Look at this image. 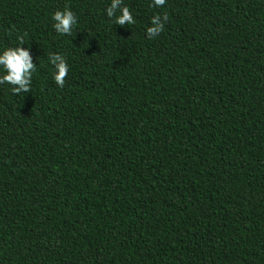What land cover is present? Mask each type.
I'll list each match as a JSON object with an SVG mask.
<instances>
[{
  "label": "trees",
  "instance_id": "1",
  "mask_svg": "<svg viewBox=\"0 0 264 264\" xmlns=\"http://www.w3.org/2000/svg\"><path fill=\"white\" fill-rule=\"evenodd\" d=\"M109 3L0 0L36 64L0 84V264H264V0Z\"/></svg>",
  "mask_w": 264,
  "mask_h": 264
},
{
  "label": "clouds",
  "instance_id": "2",
  "mask_svg": "<svg viewBox=\"0 0 264 264\" xmlns=\"http://www.w3.org/2000/svg\"><path fill=\"white\" fill-rule=\"evenodd\" d=\"M165 4V0H150V8H160ZM106 15L111 18L116 25H131L135 22L133 13L127 6L123 5V0H110L106 7ZM52 28L61 35H68L72 32L77 23L75 14L67 7L63 10H56L52 13ZM167 16L153 15L151 26L146 28L149 38L159 35L164 28ZM26 35V34H25ZM18 44L15 47H4L0 49V84L10 86L13 94H26L31 90L32 76L36 70L33 57L29 48L22 47L24 35H17ZM49 63L53 66L52 79L54 83L63 87L65 77L69 71L66 58L60 53H50Z\"/></svg>",
  "mask_w": 264,
  "mask_h": 264
}]
</instances>
